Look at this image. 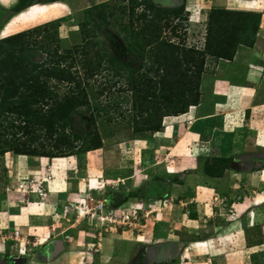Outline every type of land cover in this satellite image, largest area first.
Here are the masks:
<instances>
[{"label":"rangeland","instance_id":"rangeland-1","mask_svg":"<svg viewBox=\"0 0 264 264\" xmlns=\"http://www.w3.org/2000/svg\"><path fill=\"white\" fill-rule=\"evenodd\" d=\"M161 1L165 0H0V110L6 97L10 100L19 97L22 102L23 95H27V84L31 82H24L22 76L18 79L27 66L29 79L39 76L40 82L47 83L48 92H51V97L32 107L38 116H48L50 108L64 104L66 98L72 96L74 84L47 77L46 73L41 75L42 70L55 65L53 60L66 70L69 68L67 71L82 82V89L88 95V103L81 97L80 104L71 108L68 114L63 113L65 116L61 120L59 116L56 117L58 120L54 118L59 130L53 141L48 140L44 130H39L33 133L35 139L31 142L28 136L23 135V130L11 127L13 124L24 125L27 118L5 112L1 117L0 147L9 149V145L26 142L40 151L53 150L51 146L59 138L62 126L75 152L84 150L88 144L93 145L92 140L98 136L102 141L99 152L89 154L94 151L91 150L74 157L88 156L89 169L95 176H104L89 190L95 199L105 201L106 195L113 193L114 201L107 210H114L118 219L115 223L109 219L100 222L97 218L91 220L80 209L76 210L75 207L80 206L79 198L89 192L88 189H80L82 197L76 200L75 196L73 201L69 199L67 202L73 207H65L59 219L55 213L51 216L52 223L58 225L55 230L53 228L56 241L62 235L71 242L70 257L62 256L54 262L47 259L50 258L48 255L38 252L41 247L38 243L33 248L37 251L29 254L22 244L15 246L10 241L5 253L6 257H13V264H26L20 259V253L29 254L27 264H264V65L254 69L257 77L246 82V71H240L237 65L228 67L222 59L207 55L200 81L195 79L198 87L193 84L191 92L199 96L196 106L202 105L200 113L210 112L215 106L216 100L210 89L218 74L234 68L233 83L255 88L252 102L248 105H239V100L232 99L229 107L221 109L225 139L222 150H212L210 155L223 159L215 162L211 157L199 158L193 170L172 178L166 176L162 168H156L147 178L135 177L137 183L143 178L149 182L159 174L169 186L174 183L175 196L162 198L158 195L148 202L142 201L146 183L137 191L131 192L133 188L127 191L129 188L124 181L131 174L130 162L135 157L133 145L127 147L126 143L133 139L151 138L154 132L136 133L134 128L145 126L147 120L155 123L153 107L161 100L159 94L150 97L139 110L143 113L136 116L130 78L144 74L158 81L161 76L155 73L157 66L154 63V43L158 42L147 35V25L149 22L158 25L159 42L175 43L184 49L196 48L200 45L202 32L205 34L204 20H208L210 12L200 8V5H207L206 0H167L174 2L171 6L162 5ZM215 3L220 5L223 2L215 0ZM255 7L251 10L264 13V0ZM246 8L245 5H229L227 10ZM199 13L205 15L201 24L194 23L200 20L197 18ZM262 17L256 43L264 40ZM21 33L25 35L6 39ZM150 40L153 44L148 45ZM88 69H94L93 76ZM193 71L197 72V69ZM194 107L191 106V110ZM192 122L193 118H189L187 123ZM214 123L218 125V121ZM166 126L169 131V125ZM189 149L191 152L194 146ZM158 154L161 155L160 162L163 154ZM35 157L39 156L20 155L13 151L0 153V191L7 187L16 189L23 178L29 179L17 177L13 169L22 161L27 163ZM66 157L71 156L49 160L63 165ZM189 164L184 162L183 168ZM82 166V175H86V165ZM35 177L39 181L43 179L42 174ZM13 178L17 179L16 183L12 182ZM30 179L34 180V177ZM19 203L24 204V200L20 198ZM245 203L247 208L241 210L240 205ZM127 209L135 217L131 224L122 223L119 219ZM233 222L237 223L233 225ZM72 231L73 236L75 231L83 232L85 241L80 242L77 234L72 238L69 234ZM50 238L51 235L40 238V244L49 246L46 242Z\"/></svg>","mask_w":264,"mask_h":264},{"label":"crops","instance_id":"crops-1","mask_svg":"<svg viewBox=\"0 0 264 264\" xmlns=\"http://www.w3.org/2000/svg\"><path fill=\"white\" fill-rule=\"evenodd\" d=\"M206 1L207 5H200V8L211 10L214 7H225V9H228L229 5H245L247 7L246 10L235 11L260 13L263 16L262 18H264V13L262 11L257 12L251 10V8H256L255 6L257 4L259 5L262 0H220L223 2L220 5H217L215 0ZM197 3L198 2H196V4ZM204 16L205 15H203V17ZM201 17L202 13L200 18ZM263 41V39L257 40V43L253 47L240 46L234 60L229 61L222 59L221 61L228 65V67L237 65L240 71H246V82L249 81L248 79L256 78L257 75L254 74L256 70L254 71V69H258L264 65V52L262 51ZM233 71L235 72L234 68L229 72L218 74L215 79L212 80L210 91L213 99L215 98L216 100L215 106L212 107L213 110L211 109L210 112L205 111L200 113V107H202V105H195L194 109H190L185 114L165 117L163 120V129L159 132H154L150 139H133L126 143L127 147L131 144L133 145L132 148L134 149L135 157L132 162H130V164H132L130 166L131 174L129 177H126V182L124 181L125 185L129 188L127 191H130L131 188L134 189L133 191L131 190V192L137 191L146 183L147 190L141 195L142 201L146 200L148 202L151 199H155L158 195L162 198H166V196H175L173 189L174 183L169 186L167 180L161 178L159 174H157L159 177L156 175V177L149 182H146L144 179L149 176L150 172H155L156 168L159 170L162 168L163 171H165L164 174L171 178L176 174L186 175L188 170L194 169L193 165L199 158H217L216 156H212L213 154L210 155V153L212 150L220 149L219 151H221L222 144L224 143V132L221 126L223 122L221 118L223 117V111L221 109L227 106L229 107L230 105L228 104L233 102L232 99L239 100V105L240 103L242 105H248L249 102H252L255 90L251 85H243V83L237 85L233 83V79H231V77H233ZM168 117L171 119L167 120ZM184 117H186L185 121H183ZM189 118H193L192 124L187 123ZM214 121H218V125L217 123L215 124ZM166 124L169 125V131L167 130L168 126H166ZM183 131H185L184 135H182ZM193 146L194 149H192ZM189 147L192 149L191 152H189ZM99 151L100 149H96L93 152H89V154ZM160 152L163 154V160L159 162L158 160L161 155L158 153ZM87 157H66L64 159L66 163L63 165L58 162L52 163V160L50 161L48 157H35L27 161V163L22 161L19 166L13 169L14 174L16 173V175H18L17 177H28L30 179L31 177L37 178L35 175L42 174L43 179L49 178V180L47 179V181L45 180L43 182V188L48 193L47 197L42 199L34 192L20 193L13 191L7 194L5 190L0 191V264H13V257H6L5 253L10 246V241L14 242L15 246L20 242V244L27 249L26 252L29 254L37 251L33 250V248H35L33 244L35 243V245H37L36 243H38V246H41L38 252L41 255H48L50 258L47 259L54 262L62 256L68 255L67 257H70L68 253H70L69 251L72 248L71 242L67 241L62 235H59L58 241H56L55 237H57V235L56 231L53 232V228L55 230L58 225L53 224L54 222L51 216L56 212L62 214L65 207L68 206L69 208L70 206L67 203L69 199L73 201V198L76 196V200H78V198L82 196L80 189L85 188V190H89V187H94L96 182L104 178V176H95L93 174L92 170L89 169L90 165L87 162ZM174 158L176 159L174 160ZM166 161L169 162L167 163ZM175 161L177 164L173 165ZM184 162L190 164L183 168ZM82 165H86V175H82ZM47 166L49 167L48 172H46ZM152 169L154 170L152 171ZM159 170H157V173H161L158 172ZM138 175H140L139 177L145 178L137 183ZM136 176L137 178H135ZM12 182L16 183L17 179L13 178ZM199 188L197 187V189ZM109 194L111 196L113 193H108L106 196L108 197ZM20 198L24 200V204L19 203ZM213 198L216 199V197ZM108 200L110 201V205L114 201L112 196L108 198ZM247 205V203L240 205V209L247 208ZM125 207H129V205ZM235 223L233 222L232 224L234 225ZM16 230L20 231L18 240L14 237V232ZM69 234L72 238L77 234V236L80 237V242L86 239V236H84L81 231L78 233L75 231L74 236L73 231ZM85 234L87 235V233ZM48 235H51L52 238L46 242L49 246L44 247V245L40 244V238H44V236ZM196 242L203 243L204 241ZM31 243L33 244L31 245ZM4 246L5 248H3ZM51 247H53V249H51ZM27 253L26 255L22 253L19 254L20 259H23L26 264L30 257ZM11 254L16 258L14 255L15 252L12 251ZM6 260L8 261L6 262Z\"/></svg>","mask_w":264,"mask_h":264},{"label":"trees","instance_id":"trees-1","mask_svg":"<svg viewBox=\"0 0 264 264\" xmlns=\"http://www.w3.org/2000/svg\"><path fill=\"white\" fill-rule=\"evenodd\" d=\"M21 9L23 8H19V10ZM260 21V13L212 8L208 15L206 45L204 50H198L196 48L184 49V47L176 45L175 43L165 41L159 42L161 36L159 27L149 22L147 25V35H150L153 37V40H157L158 42L154 43L156 44L154 48L156 52L154 63L157 66V72L155 73H160L161 76L159 77V82L153 77L149 78L144 74H139L138 77L130 78L129 84L132 91L134 111L137 112L136 116L139 117L138 114L143 113L139 112V110L146 105L150 97H156L157 94H159L161 100L153 107L155 110L153 112L156 118L155 123H151V120H147L145 126L139 128L135 127L134 132H159L162 129V122L165 117L187 113L190 106L197 105L199 103V96L198 94L195 96L191 93L194 89L192 86L195 84V79L200 81L201 73L205 66L206 56H212L217 60H233L240 46L253 47L255 45ZM24 35V33H21L6 39H16ZM153 40H150L148 45L153 44ZM52 62H54L55 65H53L52 68L42 70L41 75L46 73L45 76L47 77L55 78L58 81H67L73 83L75 86L71 91L72 96H68L64 104L59 106L60 108H50L48 116H38L37 112L32 109V107L40 103L41 100L50 96L51 92H48L47 83L40 82L39 76L29 79V66H27V69L25 67L24 73L18 76V79L22 76L25 80L24 82H31L27 84L28 93H26L27 95H23L22 102L19 100V97L15 100H10L9 97H6V100L3 99L2 101L0 126L2 122L1 117L5 112L17 114L19 117H26L27 119L24 125L19 124L15 126L13 124L11 127L23 130V135L28 136L31 142H34L35 139L33 133L39 130H44L48 140L53 141L54 136L58 134L59 130L54 122V118L56 119V117L59 116L61 120L62 117L65 116L63 113L68 114L67 112L70 111L71 108L76 107L81 97L88 103V95L87 92L82 89V82H80L77 77L73 76L71 72H68L69 68H67V71L66 68L61 67L58 61L55 62L53 60ZM194 69H197V72H194ZM92 70L94 71V69H88L90 76H93L94 72ZM196 83L195 85H197V88L198 82ZM11 85L12 83L9 84V86ZM157 86H159V88ZM66 107H69V109ZM141 116L142 115H140V117ZM92 141L94 142L93 145L88 144L85 146L84 150L75 152L72 148L73 145L71 144V140L69 136L65 134L62 126V132L59 138H57L54 144H52L53 146H51L53 150L56 148V151L46 149H44L45 151H40L38 148L34 147L32 143L27 145L26 142H21L15 146L9 145V149H2L0 147V153L3 154L8 151H13L20 155L48 158L74 156L81 152H88L102 147V141L98 136L95 137V141ZM1 150H3V152ZM222 159L223 158H214L213 161H221ZM110 197L109 194L108 198Z\"/></svg>","mask_w":264,"mask_h":264},{"label":"built area","instance_id":"built-area-1","mask_svg":"<svg viewBox=\"0 0 264 264\" xmlns=\"http://www.w3.org/2000/svg\"><path fill=\"white\" fill-rule=\"evenodd\" d=\"M43 182H44L43 179L41 181H39V180H36L35 178H34V180L23 178L20 182H18L19 185L15 190H13L12 187H7L5 190H6L7 194H9L10 192H13V191L26 192V193L34 192L40 198L45 199L47 197V191L43 188ZM108 182H106V183H108ZM104 193H105V191L103 192V194ZM85 194H86L85 197H82L79 199L80 206H76L75 207L76 210L80 209L85 216L86 215L90 216L91 220H92V218H97L100 222L107 221L108 219L112 223H115L118 221L117 217L114 215V210L113 211L107 210V208L110 207V205L107 204V200L105 201L104 199H99V200L95 199L91 189L89 190V192H86ZM70 207H73V205H70ZM54 215L57 218L58 217L60 218V216L62 217V215L60 213H57V212ZM114 217H116V219H113ZM134 218H135L134 214H132L130 209L123 211L121 216L119 217V219L121 220L122 223H127V224H131V222H133ZM19 234H20L19 230H16L14 232L15 239L18 240ZM33 246H35V243L33 244Z\"/></svg>","mask_w":264,"mask_h":264},{"label":"clouds","instance_id":"clouds-1","mask_svg":"<svg viewBox=\"0 0 264 264\" xmlns=\"http://www.w3.org/2000/svg\"><path fill=\"white\" fill-rule=\"evenodd\" d=\"M208 11H211V10H208ZM200 16H201V13H199L198 14V19L200 18ZM203 16L200 18V20L199 21H194L195 23H198V24H201L202 22L201 21H203ZM204 21H206L205 22V25H206V27H205V30H204V32H205V34L203 35V32H202V37H201V41H200V45H198V47L196 46V49H198V50H204V48H205V45H206V34H207V22H208V20H204ZM193 106H195V105H193ZM191 109V106H190V108H189V110ZM188 110V111H189ZM185 114V113H184ZM13 190H15V189H13ZM6 191V190H5ZM7 193V192H6ZM21 193V192H20ZM48 193V192H47ZM82 197V196H81ZM106 198H107V204L108 205H110L109 204V200H108V197L106 196ZM42 199H44V198H42ZM80 199V198H79Z\"/></svg>","mask_w":264,"mask_h":264},{"label":"flooded vegetation","instance_id":"flooded-vegetation-1","mask_svg":"<svg viewBox=\"0 0 264 264\" xmlns=\"http://www.w3.org/2000/svg\"><path fill=\"white\" fill-rule=\"evenodd\" d=\"M165 1H166V2H165ZM165 1H161V4L163 5V4L165 3V4H167L168 6H171V5L174 4V2H172V1H171V2H170V1H167V0H165ZM165 4H164V5H165Z\"/></svg>","mask_w":264,"mask_h":264}]
</instances>
